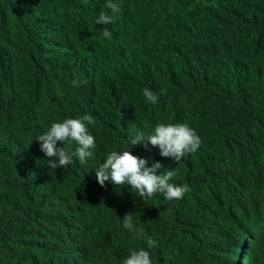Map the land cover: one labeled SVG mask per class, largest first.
<instances>
[{
	"label": "trees",
	"instance_id": "1",
	"mask_svg": "<svg viewBox=\"0 0 264 264\" xmlns=\"http://www.w3.org/2000/svg\"><path fill=\"white\" fill-rule=\"evenodd\" d=\"M108 3L117 19L96 24ZM86 115L93 156L50 168L36 138ZM158 123L201 146L174 162L130 145ZM128 149L189 191L101 187L95 170ZM140 249L151 264H264V0H0V264H122Z\"/></svg>",
	"mask_w": 264,
	"mask_h": 264
},
{
	"label": "clouds",
	"instance_id": "2",
	"mask_svg": "<svg viewBox=\"0 0 264 264\" xmlns=\"http://www.w3.org/2000/svg\"><path fill=\"white\" fill-rule=\"evenodd\" d=\"M107 7L111 9V15L101 12L95 20L96 24H111L117 19L119 7L113 3H108ZM102 35L105 38H111V32L108 30H104ZM81 83L75 79L72 81L75 87L81 86ZM162 93H166V89H162ZM143 96L146 102L155 104L158 101V96L148 88L143 90ZM84 121L91 123L92 117L86 115L82 119L68 118L62 122L53 123L46 132L36 138L41 142L40 151L45 157H58V162L47 160L50 168H67L74 160L84 165L93 156L95 138L89 134ZM58 141L63 143V147H56ZM65 141L74 143V149H66ZM141 142H144L146 149L149 144L158 146L160 156L171 158L174 162H178L188 152L197 151L202 144L195 130L184 123H158L147 136L138 133L131 140L130 145ZM147 164L146 159L132 155L129 149L113 150L95 170V178L101 187L105 186L106 181L116 186L130 185L131 191L137 193L143 200L151 199L155 193L159 192L166 200L172 201L182 198L189 191L186 184L178 186L170 183L176 175L175 169L165 167L159 161L154 162L151 167H147ZM159 169L163 171L157 175ZM122 223L123 227L134 233L137 238L145 239L149 247L155 243L143 228L134 225L132 213L126 214ZM122 264H151L150 253L143 249L133 250Z\"/></svg>",
	"mask_w": 264,
	"mask_h": 264
}]
</instances>
